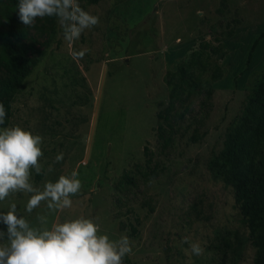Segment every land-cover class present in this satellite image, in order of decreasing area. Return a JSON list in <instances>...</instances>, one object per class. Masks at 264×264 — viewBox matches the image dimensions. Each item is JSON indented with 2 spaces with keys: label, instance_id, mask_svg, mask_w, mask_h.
<instances>
[{
  "label": "rangeland",
  "instance_id": "rangeland-1",
  "mask_svg": "<svg viewBox=\"0 0 264 264\" xmlns=\"http://www.w3.org/2000/svg\"><path fill=\"white\" fill-rule=\"evenodd\" d=\"M77 2L99 22L73 42L65 40L56 17L21 24L25 38H11L5 48L0 40V88L9 78L3 52L29 61L8 127L19 125L43 138V170L33 171L34 186L73 170L81 181L72 208L49 214V224L83 215L110 239L126 235L132 252L123 264H254L236 189L212 163L264 73V0ZM0 6L18 16L11 0H0ZM3 22L0 15V28ZM201 43L223 56L197 58L182 75L192 95L176 105L184 118L171 147L163 149L156 128L158 113L169 105L167 74L179 73ZM73 51L84 55L74 57ZM210 64L220 69L216 80ZM196 132L204 135L193 142ZM145 146L158 176L143 181L128 175L133 183L123 186L124 171L144 165ZM59 153L63 159L56 162ZM27 199L11 194L0 202V212L15 203L18 216L39 226L36 217L47 213L46 205L29 214ZM0 231L6 232L3 223ZM193 243L200 255L192 253Z\"/></svg>",
  "mask_w": 264,
  "mask_h": 264
},
{
  "label": "clouds",
  "instance_id": "clouds-1",
  "mask_svg": "<svg viewBox=\"0 0 264 264\" xmlns=\"http://www.w3.org/2000/svg\"><path fill=\"white\" fill-rule=\"evenodd\" d=\"M18 18L26 27L34 25L37 18L56 17L65 40L73 42L81 33L98 24L99 18L84 11L77 0H18ZM74 57L84 52L73 51ZM6 110L0 103V125L4 124ZM43 138L19 125L0 127V202L11 194L28 196L25 211L29 214L44 202L46 214H38L35 226L25 216L17 215L15 203H9L6 212H0V264H123V258L132 252L126 235L110 239L101 233L98 223L83 215L56 219L49 224V214L63 212L73 206L72 196L81 190L76 170L60 175L54 182L47 180L43 187L34 186L33 171L39 175L43 165L41 144ZM63 159L59 153L55 160ZM52 168L49 166L48 172ZM184 243H188L187 237ZM191 251L200 255L196 243Z\"/></svg>",
  "mask_w": 264,
  "mask_h": 264
},
{
  "label": "trees",
  "instance_id": "trees-1",
  "mask_svg": "<svg viewBox=\"0 0 264 264\" xmlns=\"http://www.w3.org/2000/svg\"><path fill=\"white\" fill-rule=\"evenodd\" d=\"M11 2L17 6L18 0H11ZM0 15L4 19L0 28V40L4 48L11 38H25V32L20 27L22 23L18 16L11 17L3 6H0ZM255 45L256 42L252 49ZM210 53L219 57L223 56L219 49L208 43H201L199 50L192 53L190 60L180 65L179 73L169 72L167 74L166 83L170 86L169 105L158 113L157 118L160 123L156 128L157 139L161 142L163 149L171 147L173 137L178 131L177 126L181 118H184L183 112L179 113L175 110L176 105L183 104L192 95L188 81L182 75L188 68L197 65V58H203L205 55V60L208 62ZM2 59L9 69V78L0 88V103L6 110L4 124L0 127H8L12 118L15 94L28 74L29 61L23 54L9 56L5 52H3ZM210 65L211 78L216 80L221 75L220 69L216 64ZM194 80L198 81L199 78L196 77ZM201 119L204 120V118ZM203 135L196 132L191 139L193 142L199 141ZM143 155L144 165L136 164L133 170L124 171L125 177L120 180L123 186L133 183L128 175L136 174L143 181H151L158 176L157 168L150 166L152 154L147 146L143 148ZM212 165L218 166L228 182L235 187L241 204L243 223L249 231L251 245L255 250L254 264H264V73L247 96L237 118V126L227 134L219 159ZM143 206L148 207L149 213L154 211L153 206L148 203ZM132 230L135 231V228L132 227ZM123 262H128L126 256Z\"/></svg>",
  "mask_w": 264,
  "mask_h": 264
}]
</instances>
